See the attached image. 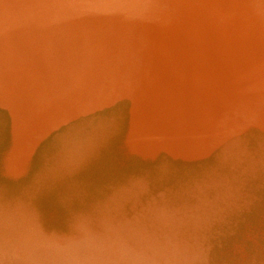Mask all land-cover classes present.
Masks as SVG:
<instances>
[{"label": "bare ground", "instance_id": "obj_1", "mask_svg": "<svg viewBox=\"0 0 264 264\" xmlns=\"http://www.w3.org/2000/svg\"><path fill=\"white\" fill-rule=\"evenodd\" d=\"M110 111L120 131L103 177L211 169L202 194L224 192L230 210L245 183L227 173L250 170L217 163L233 147L252 155L239 160L246 168L264 155V0H0V179L21 182L54 133ZM252 207L219 262L253 264L255 251L264 264V201ZM28 226L17 249L44 248Z\"/></svg>", "mask_w": 264, "mask_h": 264}, {"label": "rangeland", "instance_id": "obj_2", "mask_svg": "<svg viewBox=\"0 0 264 264\" xmlns=\"http://www.w3.org/2000/svg\"><path fill=\"white\" fill-rule=\"evenodd\" d=\"M117 117L110 111L70 124L41 145L24 180L14 185L0 179V229L7 233L0 235V264H230L219 262L218 252L240 234L255 201H264V190L255 193L264 155L246 168L239 160L252 155L233 147L229 159L217 163L250 170L241 178L227 173L231 180L244 179L245 193L223 212L224 192L202 194L201 181L211 169L183 173L164 164L152 175L143 170L103 177L120 131ZM6 132L0 113V150ZM92 165L105 166L93 176ZM172 174L179 177L171 182ZM200 200L209 202V210L201 211ZM52 211L57 216L51 220ZM28 225L44 248L17 249ZM250 258L254 264L255 251Z\"/></svg>", "mask_w": 264, "mask_h": 264}]
</instances>
